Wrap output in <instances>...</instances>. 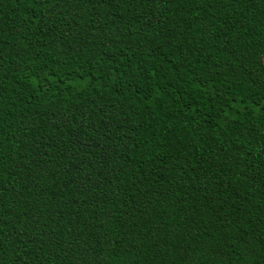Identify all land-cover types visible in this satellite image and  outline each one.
Listing matches in <instances>:
<instances>
[{
	"label": "trees",
	"instance_id": "obj_1",
	"mask_svg": "<svg viewBox=\"0 0 264 264\" xmlns=\"http://www.w3.org/2000/svg\"><path fill=\"white\" fill-rule=\"evenodd\" d=\"M0 264H264V0H0Z\"/></svg>",
	"mask_w": 264,
	"mask_h": 264
}]
</instances>
